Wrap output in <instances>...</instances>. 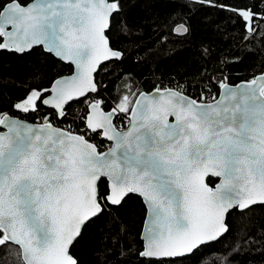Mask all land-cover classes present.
Here are the masks:
<instances>
[{"label":"snow or ice","instance_id":"snow-or-ice-1","mask_svg":"<svg viewBox=\"0 0 264 264\" xmlns=\"http://www.w3.org/2000/svg\"><path fill=\"white\" fill-rule=\"evenodd\" d=\"M190 6L227 11L246 42L264 47V0L177 5L181 13ZM122 10V0H0V50L43 47L72 73L29 85L9 110L0 107V249L15 264H84L72 251L84 229L132 196L143 226L134 250L127 228L118 230L112 264L199 261L232 232V213L264 208V71L240 84L209 77L198 96L179 81L143 90L128 78L109 104L96 74L125 59L108 37ZM170 23L175 35L191 32L179 13ZM73 104H83L79 123L60 127ZM32 114L40 120L30 122ZM255 227L208 264L264 254V222Z\"/></svg>","mask_w":264,"mask_h":264},{"label":"trees","instance_id":"trees-1","mask_svg":"<svg viewBox=\"0 0 264 264\" xmlns=\"http://www.w3.org/2000/svg\"><path fill=\"white\" fill-rule=\"evenodd\" d=\"M224 2L240 6L251 0ZM180 3L182 0H122L123 10L113 18L108 37L114 48L123 51L125 59L122 63H105L96 74L101 89H107L101 95L109 104L110 97L117 94L128 78L143 90H150L161 80L165 84L179 81L190 94L198 96L209 77L215 80L226 76L231 84H235L264 71V47L258 39L246 42L230 13L210 6H190L191 10L181 13L177 7ZM178 13L191 26L187 36L169 31L170 22ZM70 72L68 64L39 46L24 55L0 50V107L7 111L29 85L42 83L49 86V81ZM82 108L83 104H73L68 119L60 125L72 123L73 119L79 123L78 114ZM46 113L47 109L42 110V114ZM40 118L41 114L27 117L30 122ZM99 141V137L93 138V142ZM104 148L102 145L101 150ZM143 219V205L138 197L132 196L121 207L113 208L110 215L89 223L72 251L84 264H112L111 243L115 234L121 227H126L124 239L134 250ZM228 221L232 232L213 244L212 251L205 249L207 255L201 260L186 264H208L213 257L222 258L224 250L232 245L233 236H241L245 228L258 234L255 224L264 222V208H256L243 217L232 213ZM245 252L242 251L233 264H264L260 248L248 254ZM105 256H109V260L105 261ZM0 264H15L14 256L7 249H0ZM129 264H135L134 257L130 258Z\"/></svg>","mask_w":264,"mask_h":264},{"label":"water","instance_id":"water-1","mask_svg":"<svg viewBox=\"0 0 264 264\" xmlns=\"http://www.w3.org/2000/svg\"><path fill=\"white\" fill-rule=\"evenodd\" d=\"M42 49H43V47H41ZM44 50V49H43ZM57 59V58H56ZM62 62V61H61ZM63 63H65V64H67L66 62H63ZM72 73L70 72V73H68V74H64V75H61V76H70ZM58 77H60V76H58ZM242 81H245V80H242ZM242 81H239V82H237V83H235V84H240ZM104 150H106V149H104ZM142 226H143V222H142ZM142 226H141V228H142Z\"/></svg>","mask_w":264,"mask_h":264},{"label":"built area","instance_id":"built-area-1","mask_svg":"<svg viewBox=\"0 0 264 264\" xmlns=\"http://www.w3.org/2000/svg\"><path fill=\"white\" fill-rule=\"evenodd\" d=\"M36 121L35 122H38L39 121V119H35ZM64 127H66V124L64 125ZM104 147H107V144H104L103 145Z\"/></svg>","mask_w":264,"mask_h":264},{"label":"bare ground","instance_id":"bare-ground-1","mask_svg":"<svg viewBox=\"0 0 264 264\" xmlns=\"http://www.w3.org/2000/svg\"><path fill=\"white\" fill-rule=\"evenodd\" d=\"M69 124V123H68ZM60 127H64V125L62 126V125H59ZM107 148V147H106ZM106 148H104V149H106ZM104 149H102V150H104Z\"/></svg>","mask_w":264,"mask_h":264},{"label":"rangeland","instance_id":"rangeland-1","mask_svg":"<svg viewBox=\"0 0 264 264\" xmlns=\"http://www.w3.org/2000/svg\"><path fill=\"white\" fill-rule=\"evenodd\" d=\"M68 124V123H67ZM67 124H66V126H67Z\"/></svg>","mask_w":264,"mask_h":264},{"label":"flooded vegetation","instance_id":"flooded-vegetation-1","mask_svg":"<svg viewBox=\"0 0 264 264\" xmlns=\"http://www.w3.org/2000/svg\"><path fill=\"white\" fill-rule=\"evenodd\" d=\"M60 125V124H59Z\"/></svg>","mask_w":264,"mask_h":264}]
</instances>
